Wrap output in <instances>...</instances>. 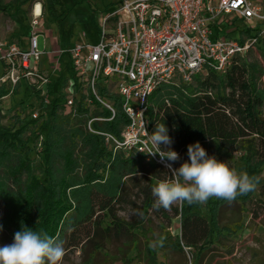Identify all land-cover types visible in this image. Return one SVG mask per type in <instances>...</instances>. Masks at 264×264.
I'll return each instance as SVG.
<instances>
[{
  "label": "trees",
  "instance_id": "trees-1",
  "mask_svg": "<svg viewBox=\"0 0 264 264\" xmlns=\"http://www.w3.org/2000/svg\"><path fill=\"white\" fill-rule=\"evenodd\" d=\"M237 28L239 37L241 33L247 37L255 35L252 29L241 28L240 25ZM219 32L222 29L216 28L215 35ZM227 35L233 36L235 32ZM259 51L264 54L261 48ZM61 56L64 67L72 70L69 54L64 52ZM245 58H236L223 74L210 70L195 76V88H191L189 83H179L186 84L185 90L175 88L177 84H167L147 97L146 113L151 134L156 124L164 123L173 139L171 149L179 154L180 159L172 162L173 168L189 161L187 147L198 141L209 156L214 155L231 168L238 170L236 164L239 162L242 171L249 176L260 173L264 164V112L261 110L264 96L256 89V81L262 71L256 63L247 62ZM0 62L2 77L6 65ZM67 80V77L61 81L59 77L50 80L47 86L48 103H41V113L37 118L29 114L11 126L0 121V198L5 208L0 233L8 230L9 244L14 241V233L26 227L58 239L67 237L70 242L66 249L81 245L80 248L101 251L119 239H125L138 248L139 232L150 221L149 210H157L153 207L155 198L151 189L160 180L173 179L171 171L145 161L143 155L133 151L130 153L138 157L126 158L123 152L113 155L107 150L101 136L87 131L84 126L91 117L111 116L110 110L92 96L89 95L93 110L86 104V96L80 93L73 115L63 114L64 95L61 89ZM22 82L32 94V85L26 81L16 85L9 82L7 86L2 82L0 97L19 88ZM104 91L101 89L102 94ZM165 98L169 103L165 102ZM128 122L117 102L111 120L93 121L91 125L96 130L119 136L121 127ZM161 148L167 150L163 145ZM234 151L240 152L237 158L233 156ZM35 156L39 160L34 161ZM80 166L84 170L82 178L76 175ZM3 181L10 182V189ZM130 186L142 194L140 206L126 200ZM78 194L81 197L78 198ZM252 194L238 196L232 202L213 197L205 204L188 205L183 202L180 208L174 207L173 211L171 207L172 215L179 217V237L172 244L163 242V245L181 253L187 249L193 256V264H204L207 255L222 237L221 230L228 229L229 224L219 225L222 207L240 201L238 204L244 212L243 204L252 200ZM121 201L132 206L134 217L130 221L120 219L116 214L115 207ZM256 201L264 207V178L260 179ZM96 206L103 216L95 214ZM158 211L170 220L165 209ZM140 213L142 216L138 215ZM85 223H89V229L81 235L80 230ZM230 225L231 230L236 232L243 224L239 220ZM1 240L6 241V236ZM148 251L144 254V264H155V257Z\"/></svg>",
  "mask_w": 264,
  "mask_h": 264
},
{
  "label": "built area",
  "instance_id": "built-area-1",
  "mask_svg": "<svg viewBox=\"0 0 264 264\" xmlns=\"http://www.w3.org/2000/svg\"><path fill=\"white\" fill-rule=\"evenodd\" d=\"M261 1L117 0L102 15L95 44L79 39L67 49L49 50L39 48L42 9L36 3L32 8L27 46L0 40V61L6 65L0 81L7 80L12 85L20 81L38 83L44 104L48 103L47 86L59 56L68 53L72 68L78 71L75 79L68 81V91L73 93L76 87L78 91L84 88L111 112L109 118H89L88 130L111 143L115 150L136 152L146 161L170 171L158 154H149L157 149L149 139L147 97L163 85L191 83L195 76L210 70L223 74L236 58L246 57L264 35V2ZM238 22L252 29L255 35L244 39L228 36L227 33L238 30ZM216 28L222 32L215 35ZM85 36L83 33L82 38ZM55 54L58 58L52 63ZM43 55L47 56L49 67L40 66ZM110 85H113L112 91ZM101 89L105 90L103 94ZM108 96L118 98L121 110L129 119L121 127L119 136L91 125L93 121H109L114 117L115 105L109 102ZM66 99L65 106H72L74 98ZM38 115L37 111L31 114L33 118Z\"/></svg>",
  "mask_w": 264,
  "mask_h": 264
},
{
  "label": "rangeland",
  "instance_id": "rangeland-1",
  "mask_svg": "<svg viewBox=\"0 0 264 264\" xmlns=\"http://www.w3.org/2000/svg\"><path fill=\"white\" fill-rule=\"evenodd\" d=\"M110 1L113 0H56L51 3L50 0H0V40L8 43L17 41L20 38V44L27 46L25 42V34L28 30L26 25H29L32 18V8L37 3L41 5L42 16L40 18L41 26L46 33L39 34L38 44L40 49H51L50 47L68 48L79 39L85 40L91 44H95L99 39V32L101 29V18L105 14ZM264 0L261 1V3ZM51 3V4H50ZM236 24L241 28L244 23ZM239 28V27H238ZM245 28V27H243ZM234 31V30H232ZM235 32V31H234ZM86 36L82 38V34ZM252 33L254 31L252 30ZM233 37H239V31L236 30ZM241 38L247 37L245 33L240 34ZM259 48L264 50V35L261 36L259 41L255 44V49H251L246 55L247 62H253L260 67L262 73L256 81V89L262 92L264 96V54L259 51ZM67 57V56H66ZM47 56L43 55L40 60V66L49 67ZM58 58V54L54 55L53 60ZM59 63L56 66V71L51 76L53 78L59 77L61 81L67 77L72 81L73 76H76L78 71L75 69L68 70L62 64L63 57L59 56ZM48 69V68H46ZM2 72L0 62V74ZM4 82L7 86L9 81ZM29 82V81H28ZM27 82V83H28ZM32 82V81H31ZM190 87L195 88L197 83L194 81L189 83ZM68 80L63 85L62 94L64 100L66 98L73 97V105L65 106L63 100V114H72L75 112V102L79 99L80 93H83L86 104L94 109L91 98L84 88L78 91L77 87L72 92H69ZM173 85V84H172ZM186 84L182 85L177 83L175 88L185 90ZM32 94L28 86L22 82L19 88H14L7 95L0 97V121L4 125L11 126L17 123L19 119L26 118L33 112L41 113V103H44V95L38 87V83L32 85ZM109 90H113V85L109 86ZM190 88V89H191ZM70 90V89H69ZM78 91V92H77ZM110 103L114 105L118 102V98L108 96ZM42 99V100H41ZM166 99V98H165ZM49 100V96H47ZM262 112H264V106H262ZM88 122V120H87ZM87 122H85V128L87 131ZM103 145L111 153L117 154L119 152L124 153V157L132 158L138 157L135 153H130L123 150H115L113 145L106 142L102 137ZM40 148V144H37ZM239 151H234L233 156L237 158ZM38 158L35 156L34 161ZM39 160V159H38ZM146 161V160H145ZM238 172H243L239 162H237ZM59 167V166H58ZM76 175L79 178L84 176V170L80 166ZM138 176H140L138 174ZM137 176V177H138ZM260 179L264 178V164L258 174ZM3 184L10 189V182L3 181ZM81 197L78 194V198ZM252 200L245 202V211H242L240 201L231 203L222 207L221 214L219 215V225L229 224L228 229H222V237L219 242L214 245V249L207 255L204 264H264V207H262L256 200L258 198V187L252 194ZM126 200H130L138 204L142 203V194L137 188L130 186L127 190ZM181 203L178 202L172 206L180 208ZM95 214L103 216L97 206L94 208ZM116 214L120 219L130 221L134 217V211L131 204L122 202L115 207ZM171 209L165 210L170 215V220L165 219L163 214L158 210H149L150 221L145 223V229L139 232V238L135 244H131L125 239H119L110 243L106 250L95 251L90 248L84 247H68L66 249L68 241L67 237L60 238L65 249V256L62 259L61 264H144V254L146 250H149L152 256L155 257V264H193V256L185 249L184 253L179 251H173L169 244L179 237V217L172 215ZM5 217V208L3 207V201L0 198V222ZM241 222L242 228H238L237 231L231 230V223ZM235 224V223H234ZM84 227L80 230V234L83 235L89 229V223H85ZM8 233V235H7ZM9 232L7 229L0 233V246L8 245ZM6 236V241H2L1 237ZM160 237H164V244L159 246L158 240ZM4 239V238H3ZM134 259H133V258Z\"/></svg>",
  "mask_w": 264,
  "mask_h": 264
},
{
  "label": "clouds",
  "instance_id": "clouds-1",
  "mask_svg": "<svg viewBox=\"0 0 264 264\" xmlns=\"http://www.w3.org/2000/svg\"><path fill=\"white\" fill-rule=\"evenodd\" d=\"M149 139L157 149L149 154H158L173 177L160 180L151 189L155 198L153 207L157 210H168L178 202L205 204L213 197L232 202L238 196L255 191L260 183L259 176L238 172L225 161L218 160L214 155L209 156L198 141L187 147L189 161L182 163L179 168H173L172 162L180 157L171 149L173 139L164 123L156 124ZM161 145L167 150H163ZM138 215L142 216V213ZM2 230L3 225L0 224ZM163 242L164 237H160L159 246H163ZM64 256L65 249L58 237L26 227L14 233L13 243L0 246V264H61Z\"/></svg>",
  "mask_w": 264,
  "mask_h": 264
},
{
  "label": "crops",
  "instance_id": "crops-1",
  "mask_svg": "<svg viewBox=\"0 0 264 264\" xmlns=\"http://www.w3.org/2000/svg\"><path fill=\"white\" fill-rule=\"evenodd\" d=\"M116 3H117V0L110 1L109 6L107 7L106 11H107V10H110L111 8H113L114 5H115ZM27 26H28V27H27ZM27 26H26V28H28V30H27L26 34L24 35V36H25V42H26V40H27V35H28V32H29V25H27ZM42 33H43V34L46 33V32L43 30V26L40 27V33H39V34H42ZM15 42H17V43L20 44V38L18 37V38H17V41H15ZM55 47H57V46H55ZM55 47H50V48H55Z\"/></svg>",
  "mask_w": 264,
  "mask_h": 264
},
{
  "label": "bare ground",
  "instance_id": "bare-ground-1",
  "mask_svg": "<svg viewBox=\"0 0 264 264\" xmlns=\"http://www.w3.org/2000/svg\"><path fill=\"white\" fill-rule=\"evenodd\" d=\"M37 9L39 8V5H37V7H36Z\"/></svg>",
  "mask_w": 264,
  "mask_h": 264
}]
</instances>
